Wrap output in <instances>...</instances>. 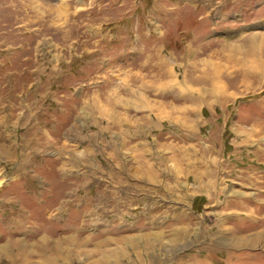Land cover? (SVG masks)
<instances>
[{
    "label": "rangeland",
    "instance_id": "obj_1",
    "mask_svg": "<svg viewBox=\"0 0 264 264\" xmlns=\"http://www.w3.org/2000/svg\"><path fill=\"white\" fill-rule=\"evenodd\" d=\"M0 264H264V0H0Z\"/></svg>",
    "mask_w": 264,
    "mask_h": 264
}]
</instances>
